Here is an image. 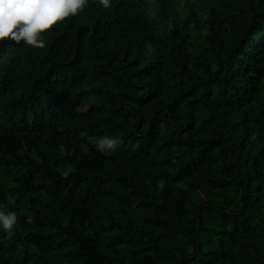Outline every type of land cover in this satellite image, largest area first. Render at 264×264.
I'll return each mask as SVG.
<instances>
[{
	"label": "trees",
	"instance_id": "obj_1",
	"mask_svg": "<svg viewBox=\"0 0 264 264\" xmlns=\"http://www.w3.org/2000/svg\"><path fill=\"white\" fill-rule=\"evenodd\" d=\"M41 37L0 41V264H264V0H87Z\"/></svg>",
	"mask_w": 264,
	"mask_h": 264
},
{
	"label": "clouds",
	"instance_id": "obj_2",
	"mask_svg": "<svg viewBox=\"0 0 264 264\" xmlns=\"http://www.w3.org/2000/svg\"><path fill=\"white\" fill-rule=\"evenodd\" d=\"M104 8L110 0H98ZM87 0H0V41L5 38L23 42L33 47H45L41 33L64 18L75 15ZM97 150L104 154L115 151L118 142L104 137L94 141ZM15 212L0 210V228L8 231L15 226Z\"/></svg>",
	"mask_w": 264,
	"mask_h": 264
},
{
	"label": "rangeland",
	"instance_id": "obj_3",
	"mask_svg": "<svg viewBox=\"0 0 264 264\" xmlns=\"http://www.w3.org/2000/svg\"><path fill=\"white\" fill-rule=\"evenodd\" d=\"M48 150L50 151V153H51L52 155H54L53 149H52L51 147H48Z\"/></svg>",
	"mask_w": 264,
	"mask_h": 264
}]
</instances>
